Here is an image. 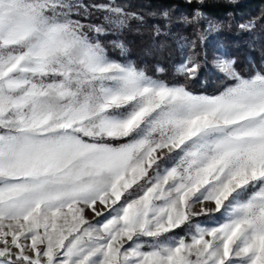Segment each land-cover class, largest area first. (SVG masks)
I'll list each match as a JSON object with an SVG mask.
<instances>
[{"label": "rangeland", "instance_id": "1", "mask_svg": "<svg viewBox=\"0 0 264 264\" xmlns=\"http://www.w3.org/2000/svg\"><path fill=\"white\" fill-rule=\"evenodd\" d=\"M111 2L0 0V264H264V75L167 86L82 18Z\"/></svg>", "mask_w": 264, "mask_h": 264}, {"label": "trees", "instance_id": "2", "mask_svg": "<svg viewBox=\"0 0 264 264\" xmlns=\"http://www.w3.org/2000/svg\"><path fill=\"white\" fill-rule=\"evenodd\" d=\"M108 1L84 0L89 6ZM111 3L121 5L122 11L83 10L82 18L96 26L95 35L110 56L131 59L167 86H182L192 93L222 92L235 78L217 69L215 58L220 48L234 59L242 76L264 75V0ZM184 59L194 66L193 71H178Z\"/></svg>", "mask_w": 264, "mask_h": 264}]
</instances>
